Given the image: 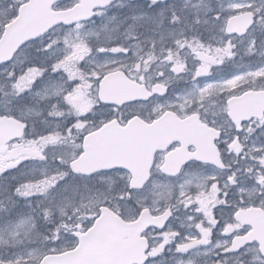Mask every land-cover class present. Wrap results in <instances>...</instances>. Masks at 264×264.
Segmentation results:
<instances>
[{"label":"snow or ice","instance_id":"1","mask_svg":"<svg viewBox=\"0 0 264 264\" xmlns=\"http://www.w3.org/2000/svg\"><path fill=\"white\" fill-rule=\"evenodd\" d=\"M0 264H264V0H0Z\"/></svg>","mask_w":264,"mask_h":264}]
</instances>
